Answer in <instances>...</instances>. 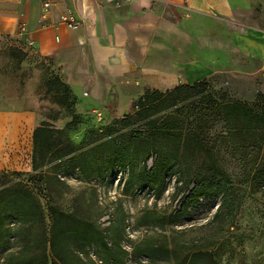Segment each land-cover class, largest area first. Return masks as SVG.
<instances>
[{
  "label": "rangeland",
  "instance_id": "374dc122",
  "mask_svg": "<svg viewBox=\"0 0 264 264\" xmlns=\"http://www.w3.org/2000/svg\"><path fill=\"white\" fill-rule=\"evenodd\" d=\"M235 23L236 28L228 27L230 31L243 33L247 28L257 41L248 53L236 49L230 38L223 42V50L216 46L204 62L191 46L177 42L144 54L132 46L128 48L130 70L115 77L101 76L94 92L91 85L96 80L72 86L67 106L53 103L52 95L46 93V83L56 76L51 66L29 61L19 51H0V107L35 108L57 131V151L43 160L46 177L31 185L44 215L43 224L32 227L33 233L39 235L44 228L48 238V206L52 205L80 222L94 223L109 236L119 264H181L185 257L186 264L192 260L194 264H264V185L257 188L251 182L250 157L255 149L249 138H234L199 98L158 115L176 120L182 134L193 132L199 121L207 124L202 148L210 151L214 164L228 176L233 203L229 213L222 196L206 197L174 217L194 185L186 188V183L198 175L211 178L208 157H196L197 146L185 149L141 124L128 129L118 124L136 111L145 94L181 85L205 83L220 102L253 106L258 94L264 96V0H252L250 11L236 17ZM218 33L212 32V42L219 41L214 39ZM85 89L90 90L88 97L82 94ZM117 162L122 167H114L111 173ZM147 173L159 180L157 187H141ZM19 180L26 183L29 178L12 181ZM116 242L126 256L115 248ZM147 245L166 246L169 257L151 262L138 255ZM19 248L12 240L0 247V264L17 263L11 256ZM75 250L83 261L88 257L100 264L107 258L100 244ZM49 253L47 246L46 256Z\"/></svg>",
  "mask_w": 264,
  "mask_h": 264
},
{
  "label": "crops",
  "instance_id": "0c3cea01",
  "mask_svg": "<svg viewBox=\"0 0 264 264\" xmlns=\"http://www.w3.org/2000/svg\"><path fill=\"white\" fill-rule=\"evenodd\" d=\"M42 1L0 0V51H19L29 61L51 66L69 88L96 80L94 92L101 76L130 70L132 46L144 54L177 42L191 46L204 62L216 46L224 49L227 38L244 53L257 42L247 28L243 33L228 29L236 28L235 18L250 11L252 0H50L44 20ZM65 14L76 29L62 23ZM214 31L219 41H211ZM45 124L56 129L35 108L0 107V173L33 172V136Z\"/></svg>",
  "mask_w": 264,
  "mask_h": 264
},
{
  "label": "trees",
  "instance_id": "16d2710c",
  "mask_svg": "<svg viewBox=\"0 0 264 264\" xmlns=\"http://www.w3.org/2000/svg\"><path fill=\"white\" fill-rule=\"evenodd\" d=\"M46 93L52 95L53 103L60 106H67L71 99L69 87L57 76L52 77L46 83ZM224 97V96H222ZM199 98L204 104L206 111L214 112L218 119L225 124L228 131H232L234 138H249L254 152L250 157L251 182L257 188L264 185V96L259 95L253 106L241 103L220 102L216 95L205 83L194 85H181L164 93L154 91L147 93L137 102L136 111L118 121L121 129H128L133 125L141 124L150 133H158L161 139L171 140L178 146H197L194 149V156L201 154L208 157L207 170L212 173L211 178L194 176L186 183V188L194 184L188 191L183 208L174 217L183 215L189 208L198 204L199 200L206 197L222 196L223 205L229 213L232 211V200L229 197L228 176L213 162L210 151L203 149L205 146L202 138L205 137L204 128L208 127L203 121L197 123L193 132L188 131L182 134V125L178 124L170 116L159 118L158 115L183 103L187 100ZM57 131L50 129L48 125L38 128L34 132L33 144V172L31 174L0 173V247L5 246L12 240L18 245L19 251L11 256L16 260L15 264H98L86 258L81 260L75 249L82 250L85 246L100 244L107 252V258L100 264H119L112 255V242L100 232L94 223L80 222L73 214H64L56 207L49 205L48 211L51 219V229L46 236L45 230L39 235L33 233L32 227L41 226L44 222L43 209L34 193L31 185L37 184L46 177L42 172L45 165L44 158L53 155L57 151L54 144ZM155 135V134H154ZM176 163L177 159H176ZM121 162L112 165L122 167ZM124 167V166H123ZM56 169V166L52 169ZM39 171V172H38ZM45 175V176H44ZM26 176L28 182L13 179ZM98 177H103L99 174ZM159 180L151 173L144 174L141 187H157ZM13 226H10V223ZM10 222V223H9ZM39 229V228H38ZM49 247L50 253L46 256L45 251ZM75 248V249H74ZM115 248L126 256V253L119 247L118 242ZM41 251V256L40 253ZM31 252L34 254L29 256ZM144 255L151 262L156 257L167 259L169 252L166 246L147 245L143 250L137 252ZM185 257L181 264H186ZM194 264V260L191 262Z\"/></svg>",
  "mask_w": 264,
  "mask_h": 264
},
{
  "label": "built area",
  "instance_id": "2783aa9c",
  "mask_svg": "<svg viewBox=\"0 0 264 264\" xmlns=\"http://www.w3.org/2000/svg\"><path fill=\"white\" fill-rule=\"evenodd\" d=\"M50 8V0H43L42 1V12H41V19L44 20ZM188 11V10H187ZM62 23L69 29H76L78 24L73 20L70 14H65L61 16ZM23 28H20L22 31Z\"/></svg>",
  "mask_w": 264,
  "mask_h": 264
}]
</instances>
